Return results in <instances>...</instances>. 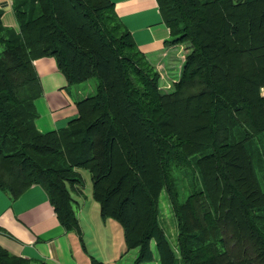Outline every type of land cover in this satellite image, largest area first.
<instances>
[{
  "label": "trees",
  "instance_id": "obj_1",
  "mask_svg": "<svg viewBox=\"0 0 264 264\" xmlns=\"http://www.w3.org/2000/svg\"><path fill=\"white\" fill-rule=\"evenodd\" d=\"M157 1L166 45L187 51L170 91L111 0H13L17 32L0 12V190L16 200L41 186L80 238L69 188L82 193L85 169L101 218L121 225L126 252L139 249L134 264L153 261L152 241L158 264H264V0ZM44 57L89 92L50 132L35 127ZM0 264L30 262L0 247Z\"/></svg>",
  "mask_w": 264,
  "mask_h": 264
},
{
  "label": "crops",
  "instance_id": "obj_2",
  "mask_svg": "<svg viewBox=\"0 0 264 264\" xmlns=\"http://www.w3.org/2000/svg\"><path fill=\"white\" fill-rule=\"evenodd\" d=\"M111 1L113 13L160 78L173 68L174 60L179 64V73L181 55L173 51L174 46L166 45L170 32L162 20L158 1ZM13 4V0H0L1 22L5 28L16 31ZM34 69L42 87V96L35 101V127L40 132L66 128L77 117L76 103L89 95L86 86H69L52 57L37 59ZM176 74L173 83L177 81ZM8 196L0 190V247L30 264H85L83 253L76 247L78 235L60 225L41 186L35 184L16 200Z\"/></svg>",
  "mask_w": 264,
  "mask_h": 264
},
{
  "label": "rangeland",
  "instance_id": "obj_3",
  "mask_svg": "<svg viewBox=\"0 0 264 264\" xmlns=\"http://www.w3.org/2000/svg\"><path fill=\"white\" fill-rule=\"evenodd\" d=\"M186 45H174L173 51L180 53L181 64L185 59L187 51ZM2 48H0L1 50ZM176 57H178L176 55ZM182 66V65H181ZM180 66V68H181ZM179 67L178 62L174 60L173 68L163 78L159 79V87L165 90L173 89V75L177 73ZM179 68V71H180ZM171 72H174L171 73ZM177 73V77H178ZM177 77L175 79H177ZM96 82L95 79H90ZM89 87H92L89 86ZM86 90V89H85ZM264 94V91H263ZM84 185L81 194L69 188V196L72 199V211L78 221L80 228V238L77 240L76 247L83 253L82 263L85 264H134L139 249H132L126 252L124 243V232L121 225L113 219H102L100 216L99 204L92 197V183L90 174L85 169L78 170ZM261 190L264 191V165L256 170ZM175 174H178L175 171ZM181 176V174H179ZM160 222L163 225L172 247L176 246V225L174 217L168 205V200L164 193L160 196ZM150 248L154 255L153 261L143 264H158L157 253L154 242H151Z\"/></svg>",
  "mask_w": 264,
  "mask_h": 264
}]
</instances>
